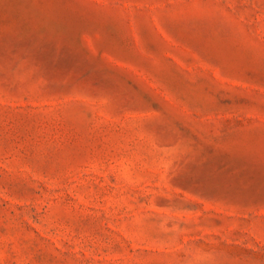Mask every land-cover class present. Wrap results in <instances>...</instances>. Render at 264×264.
Returning <instances> with one entry per match:
<instances>
[{"label": "rangeland", "instance_id": "1", "mask_svg": "<svg viewBox=\"0 0 264 264\" xmlns=\"http://www.w3.org/2000/svg\"><path fill=\"white\" fill-rule=\"evenodd\" d=\"M0 264H264V0H0Z\"/></svg>", "mask_w": 264, "mask_h": 264}]
</instances>
